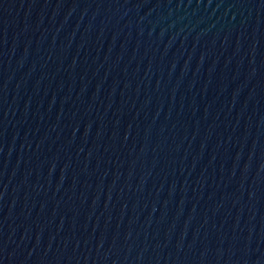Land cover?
I'll return each mask as SVG.
<instances>
[{"label":"water","instance_id":"1","mask_svg":"<svg viewBox=\"0 0 264 264\" xmlns=\"http://www.w3.org/2000/svg\"><path fill=\"white\" fill-rule=\"evenodd\" d=\"M0 264H264V0H0Z\"/></svg>","mask_w":264,"mask_h":264}]
</instances>
